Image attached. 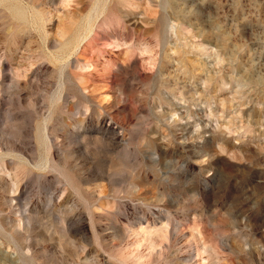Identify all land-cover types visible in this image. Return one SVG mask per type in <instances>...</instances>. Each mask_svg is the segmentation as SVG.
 <instances>
[{
  "label": "rangeland",
  "instance_id": "1",
  "mask_svg": "<svg viewBox=\"0 0 264 264\" xmlns=\"http://www.w3.org/2000/svg\"><path fill=\"white\" fill-rule=\"evenodd\" d=\"M1 254L264 264V0H0Z\"/></svg>",
  "mask_w": 264,
  "mask_h": 264
},
{
  "label": "bare ground",
  "instance_id": "2",
  "mask_svg": "<svg viewBox=\"0 0 264 264\" xmlns=\"http://www.w3.org/2000/svg\"><path fill=\"white\" fill-rule=\"evenodd\" d=\"M14 237V235H13ZM12 240L15 242V246L19 249V250H24L26 249V246H24L22 243H20L19 238H12ZM12 257H7V256H2V254L0 255V264H16L14 263V261H12Z\"/></svg>",
  "mask_w": 264,
  "mask_h": 264
}]
</instances>
